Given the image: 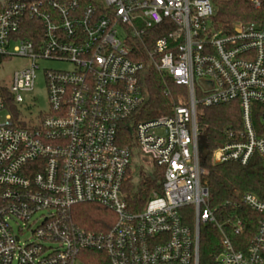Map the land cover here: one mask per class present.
Masks as SVG:
<instances>
[{"label": "built area", "instance_id": "1", "mask_svg": "<svg viewBox=\"0 0 264 264\" xmlns=\"http://www.w3.org/2000/svg\"><path fill=\"white\" fill-rule=\"evenodd\" d=\"M215 13L211 0L5 4L0 65L29 64L10 88L0 82V264H199L201 225L220 234L214 264H264V200L247 192L235 201L260 215L245 243L243 219L210 205L198 125L199 107L238 103L241 128L226 131L214 162L264 168V22L227 32ZM41 61L72 68L46 71L49 111L34 118L18 107ZM148 69L187 88L188 105L141 119ZM134 148L154 165L143 203L125 191L136 182ZM82 205L105 209L109 227H83Z\"/></svg>", "mask_w": 264, "mask_h": 264}, {"label": "trees", "instance_id": "2", "mask_svg": "<svg viewBox=\"0 0 264 264\" xmlns=\"http://www.w3.org/2000/svg\"><path fill=\"white\" fill-rule=\"evenodd\" d=\"M216 13L213 25L221 30L232 32L235 25L264 22V0H211ZM2 7L0 5V12ZM144 88L148 101L142 108L140 118L150 120L169 116L175 106L188 105V90L175 85L169 78L154 69H148L144 78ZM198 125L205 138V150L202 167L205 169L203 182L210 191V205L217 209L216 215L239 216L245 228L241 235L248 243L256 232L260 215L243 204L236 205L240 195L251 192L264 200V168L260 160L255 159L248 166L234 163L217 164L213 153L224 142L226 131L241 128V109L238 103L213 107H199ZM132 176V174H131ZM133 178V177H131ZM130 179L125 187L129 202L143 203L149 197L153 181L143 176L140 185ZM78 222L85 228L100 231L109 226L104 220L108 212L95 205L79 207ZM185 222L192 223V210H182ZM221 250V237L216 229L201 225L199 240V264H214L216 255Z\"/></svg>", "mask_w": 264, "mask_h": 264}, {"label": "rangeland", "instance_id": "3", "mask_svg": "<svg viewBox=\"0 0 264 264\" xmlns=\"http://www.w3.org/2000/svg\"><path fill=\"white\" fill-rule=\"evenodd\" d=\"M29 64V61L15 57L0 65V82L10 88L13 84L14 73L23 69ZM40 70L36 81L35 89L32 93L24 95L25 104L19 106L20 111H25L27 107L32 112V117L36 118L40 114H47L49 111L48 92L45 74L47 70H69L72 68L70 64L41 61L39 63ZM6 113L0 114V124L5 121ZM153 159L151 155H146L138 148H134L131 157V171L132 176L138 184L139 179L142 180L143 176L152 175L154 172Z\"/></svg>", "mask_w": 264, "mask_h": 264}, {"label": "water", "instance_id": "4", "mask_svg": "<svg viewBox=\"0 0 264 264\" xmlns=\"http://www.w3.org/2000/svg\"><path fill=\"white\" fill-rule=\"evenodd\" d=\"M16 1H32V0H0V5L2 8H4L6 3L16 2ZM199 146L201 148H205V138L203 136L199 137Z\"/></svg>", "mask_w": 264, "mask_h": 264}]
</instances>
